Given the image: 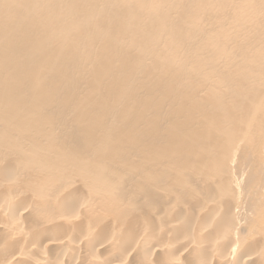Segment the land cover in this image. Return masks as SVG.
I'll return each instance as SVG.
<instances>
[{"label":"bare ground","instance_id":"1","mask_svg":"<svg viewBox=\"0 0 264 264\" xmlns=\"http://www.w3.org/2000/svg\"><path fill=\"white\" fill-rule=\"evenodd\" d=\"M0 264H264V0H0Z\"/></svg>","mask_w":264,"mask_h":264}]
</instances>
